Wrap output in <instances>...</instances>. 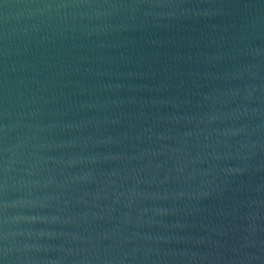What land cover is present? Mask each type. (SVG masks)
<instances>
[{
	"label": "water",
	"instance_id": "obj_1",
	"mask_svg": "<svg viewBox=\"0 0 264 264\" xmlns=\"http://www.w3.org/2000/svg\"><path fill=\"white\" fill-rule=\"evenodd\" d=\"M0 264H264V0H0Z\"/></svg>",
	"mask_w": 264,
	"mask_h": 264
}]
</instances>
